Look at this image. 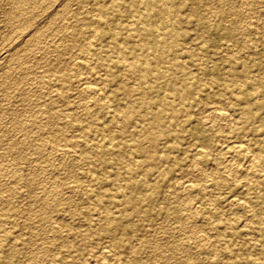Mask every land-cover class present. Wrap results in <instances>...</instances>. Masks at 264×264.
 I'll list each match as a JSON object with an SVG mask.
<instances>
[{"label": "bare ground", "instance_id": "1", "mask_svg": "<svg viewBox=\"0 0 264 264\" xmlns=\"http://www.w3.org/2000/svg\"><path fill=\"white\" fill-rule=\"evenodd\" d=\"M24 1L13 0L16 14L32 6ZM77 4L60 9L72 19L51 48L38 45L45 31L28 33L30 54L60 66L15 88L26 102L27 116L14 109L12 119L22 139L0 136L10 141L0 147V264H264V0ZM44 155L43 172L77 178L49 177L52 187L29 199L26 164ZM23 202L46 212H23Z\"/></svg>", "mask_w": 264, "mask_h": 264}, {"label": "rangeland", "instance_id": "2", "mask_svg": "<svg viewBox=\"0 0 264 264\" xmlns=\"http://www.w3.org/2000/svg\"><path fill=\"white\" fill-rule=\"evenodd\" d=\"M12 1V3H11V5H10V2ZM72 1V2H71ZM241 1V0H240ZM30 3L29 5H32L31 7H35V9H37V10H35V9H31V7L30 8H28L26 11L27 12H31V13H26V11H23L24 12V15L26 14V18H24L23 16L24 15H22L23 14V12H22V14H21V12H17L18 14H20V15H22V19H24V20H22L21 18H19V17H21V16H19L18 14H16V11H17V9L16 10H14L13 11V5L12 4H14V2H13V0H2L1 1V3H0V5H1V7H0V61L2 62V67L0 68V95H2L3 96V98L5 99V100H3V98H2V96H0V132H1V137H2V135L3 136H7V139H9V140H15V141H19V140H21L22 138V136H21V134L20 133H18L17 134V130H16V128H14L15 126H16V123L15 122H17V116H14V115H16V114H14L15 113V111L18 109V110H21L20 112H22L23 114H25L26 112H25V110L23 111V107L25 106L24 105V103L26 104V102L25 101H23L22 100V98H20V97H17L16 96V89L15 88H19V89H21V90H28L29 88H33V87H35L36 86V84L34 83V82H31V78H33V76L34 77H36V76H41L42 75V73L47 69V67H46V65H52L53 63H55V64H53V65H55V66H57V67H59L60 66V64L58 63V62H56V61H54V60H52L54 57H53V55H50L49 57H48V59L45 57V58H43L42 57V55H38L37 57H34V56H32L31 54H30V51L28 50L29 48H28V44H32V43H27V42H32V38H34L33 36H35L37 33H39V31L40 32H46L47 33V36H46V38H43L44 40H42V41H40V43L38 44V45H42V47L43 48H45V47H48V48H51L50 47V45H51V43L53 44V43H57V42H59L60 41V35H61V30H59L60 29V27L62 26V24H63V22L65 23L66 21H70L71 19H72V17L71 16H66V18H65V14L64 15H61L60 13H61V10H63L64 9V6H69L70 5V7H71V9L73 10H75V9H77L78 8V0H28V1H24V3ZM32 2V3H31ZM67 2V3H66ZM69 2V3H68ZM37 3V4H36ZM66 4V5H65ZM27 5V4H26ZM77 5V6H76ZM53 6V7H52ZM12 7V8H11ZM204 8V7H203ZM12 9V10H11ZM30 9V10H29ZM61 9V10H60ZM204 9H209V10H211V11H215L216 10V7L215 6H209V7H206V8H204ZM241 9H243L242 7H241ZM203 10V9H202ZM32 11L34 12V13H36L37 15L35 16V14H33L32 13ZM36 11V12H35ZM13 13V14H11V13ZM10 13V14H9ZM15 13V14H14ZM47 15H45V14ZM57 13L59 14V15H57ZM41 16H40V15ZM43 14V15H42ZM15 15H17L16 16V18H15ZM54 15V16H53ZM55 15H56V17H55ZM12 16H14V18H11ZM35 16V17H34ZM40 16V17H39ZM44 16V17H43ZM51 16H53V17H51ZM51 17V18H50ZM56 19H55V18ZM18 18V19H17ZM30 18V20H31V22L28 20ZM54 18V19H53ZM34 19V20H33ZM53 19V20H52ZM63 19V20H62ZM26 20H27V22H26ZM54 20H55V22L57 23V25H53V22H54ZM59 22V24H58V22ZM60 20V21H59ZM61 20L63 21V22H61ZM25 21V22H24ZM53 21V22H52ZM49 22V23H48ZM62 23V24H61ZM47 24H49V25H47ZM59 25H61L60 27H59ZM49 26V27H48ZM47 27V28H46ZM51 27V28H50ZM53 27V28H52ZM40 28V29H39ZM44 30H43V29ZM50 28V29H49ZM36 29H39V30H37L36 31ZM50 31H49V30ZM57 29V30H56ZM33 30H34V32H33ZM57 32L58 31V33H55V35H56V37L55 36H53L54 35V32L55 31ZM52 31H54V32H52ZM29 32H31V35H33V36H29ZM48 32H50V33H48ZM52 32V33H51ZM29 33V34H28ZM25 34V35H24ZM23 35V36H22ZM28 35V36H27ZM22 36V37H21ZM52 37V39H51V37ZM255 36H251L250 37V39L251 38H254ZM31 40H30V39ZM27 40H30V41H27ZM49 41V42H48ZM51 41V42H50ZM54 41V42H53ZM41 42H43V43H41ZM199 41L198 40H195L194 41V43H198ZM45 44H47V45H45ZM260 44V43H259ZM27 45V46H26ZM53 46V45H52ZM26 48H28V49H26ZM31 48V47H30ZM24 49H26V50H24ZM27 52H29V54L30 55H28V53ZM25 53H27V54H25ZM23 54H25V56L23 57ZM28 55V56H27ZM70 55V56H69ZM68 56H67V60H68V62L69 61H71L72 59H73V57H74V55L73 54H69ZM22 56L23 58H28V59H22V58H20V57ZM32 57V58H31ZM39 57V58H38ZM42 57V58H41ZM33 58L35 59V60H33ZM37 58V59H36ZM40 59H42L41 61H40ZM55 59V58H54ZM44 61H46L47 63H45L44 64ZM23 62V63H22ZM40 62H42V63H40ZM18 63H19V65H18ZM21 63V64H20ZM51 63V64H50ZM23 65H25V66H23ZM43 65H45V66H43ZM20 66V67H19ZM18 67V68H17ZM43 68V70H41L42 68ZM31 68L33 69V70H31ZM27 69H29V71H31V72H28L27 71ZM34 72L36 73V72H38V73H36V74H34ZM84 73H85V71H83ZM27 73H28V77L26 76L27 75ZM40 73V74H39ZM82 72L81 71H79V75L81 74ZM30 74V75H29ZM33 76H32V75ZM36 75V76H35ZM24 77H25V79H24ZM27 77V78H26ZM23 78V79H22ZM27 80V81H26ZM28 83V84H27ZM29 85H31V86H29ZM28 86V87H27ZM23 88V89H22ZM49 88L50 89H52V91L51 92H49L50 90H49ZM12 90V91H11ZM55 89L52 87V86H46V88H45V86H40L39 88H38V91L40 92V95L41 96H44V98L45 99H43V101L44 100H49L50 99V95L52 94V93H54L55 91H54ZM38 92V93H39ZM76 92L77 91H74V92H71V94H70V101H71V104L72 105H77V104H80L81 103V100H80V98H78V96H76ZM9 93V94H8ZM45 93V94H44ZM49 93H51V94H49V96L47 97V95ZM13 94V95H12ZM15 94V95H14ZM9 95V96H8ZM11 96V97H10ZM46 96V97H45ZM6 97L8 98V99H6ZM9 97H10V99H9ZM2 98V99H1ZM14 98L16 99V100H14ZM18 100H20V102H17ZM22 101V102H21ZM14 103L16 104V105H14ZM21 104V106H20V104ZM23 103V104H22ZM14 105V106H13ZM19 105V106H18ZM18 107V108H15V107ZM57 106H60V104H56L55 105V107H57ZM9 107H10V110H9ZM6 109H8L9 111H10V113H9V111L8 110H6ZM14 109H16V110H14ZM11 110L13 111V112H11ZM5 112V113H4ZM7 112V113H6ZM25 112V113H24ZM14 114V115H13ZM22 114V115H23ZM12 115V116H11ZM21 115V116H22ZM26 116H27V114H25ZM25 115L22 117L23 119H25ZM14 116V117H13ZM3 117H4V119H3ZM1 118L3 119L2 121H1ZM13 118H16L15 120L13 119ZM21 118V119H22ZM15 121H13V120ZM12 121L14 122V123H12ZM2 122V123H1ZM4 122V123H3ZM12 124H14L13 126H12ZM2 126V127H1ZM4 126V127H3ZM14 128V129H11V128ZM3 128V129H2ZM2 129V130H1ZM7 132V133H6ZM210 132V131H209ZM211 133V135L212 136H215L216 137V135L217 136H219V135H221V134H224L225 132L223 131V130H220L219 132H217V131H215L214 133L213 132H210ZM9 134H10V137H9ZM15 137H16V139H15ZM9 140H5V141H2L1 142V144H0V147H6L7 146V143H9L10 141ZM4 142V143H3ZM5 143H6V145H5ZM3 144H4V146H3ZM1 149H4V148H0V154H1V152L3 151V150H1ZM27 152V151H26ZM29 155H28V157H31V159L29 160V161H31V160H33V159H35L36 157L38 158V156L36 155V154H34L33 152H32V154H30L29 152H27ZM215 153H217V151L215 152ZM188 154H192V152H189ZM0 164L1 163H5L6 162V160H7V158H4L3 156H0ZM46 158V159H45ZM47 160V161H46ZM29 161H28V163L26 164V170L28 171H26L25 172V174H26V176L29 178H31L32 179V181L34 182V184H32L33 186H31V189L29 188L27 191H28V193H29V199H35L36 197L37 198H39V196H41V194L43 193V189H46L47 187L48 188H51L52 187V184H53V180H51V179H53L54 177H55V181L56 180H59V181H62V180H64V181H66V182H71V180H72V178H73V180H76V178H77V174H76V171H74L73 173H71V174H69V176H67V175H65V174H61V177H59V179L58 178H56V177H58V176H60V175H58L56 172H54V173H51V172H48V171H45V172H43L40 168H39V166L38 165H42L43 164V162H44V164H45V161L46 162H48V161H52L51 159L49 160V158L48 157H45V155H44V158H42V159H40L39 160V162H35V161H33V162H30V163H33V164H29ZM68 161H70L71 162V159L70 158H66V162H68ZM34 165H36V166H34ZM219 166L220 167H223V163H221L220 162V164H219ZM34 167H35V169H34ZM31 168V169H30ZM215 168H216V166H209V167H207V169H205V171H199V173L201 174H199V173H197V175H196V177H193V178H195V180L198 182V183H201V182H203L204 180H206V177H204V176H209L214 170H215ZM29 169V170H28ZM207 171V172H206ZM43 172V173H42ZM205 172V173H204ZM41 173V174H40ZM50 173H51V176H48V175H50ZM78 173V172H77ZM44 174V175H43ZM53 174V175H52ZM54 174H57V175H54ZM74 174V175H73ZM203 174V175H202ZM209 174V175H208ZM29 175V176H28ZM36 175V176H35ZM40 175V176H39ZM42 175V176H41ZM47 175V176H46ZM71 175V176H70ZM44 176H46V178L44 177ZM53 176V177H52ZM64 176H66V177H64ZM41 177V178H40ZM51 179H50V178ZM62 177H63V179H62ZM72 177V178H71ZM198 177H200V178H198ZM6 178V177H5ZM35 178V179H34ZM37 178H40V179H37ZM182 178H183V175L182 174H180V176L179 177H177L176 178V180H175V184L177 185V188L179 189V190H181V187H180V183H181V181H182ZM189 178H191V177H189ZM198 178V179H197ZM43 179V180H42ZM46 179V183H45V185H43V181ZM50 179V180H49ZM70 179V180H69ZM204 179V180H203ZM35 180V181H34ZM68 180V181H67ZM72 180V181H73ZM180 180V181H179ZM37 182H39L38 184H37ZM239 182V181H238ZM237 182V183H238ZM3 183H7L6 181H4ZM38 188H37V187ZM44 186V187H43ZM51 186V187H50ZM179 186V187H178ZM34 187H36L37 189H39V191H37V189H35ZM176 188V189H177ZM40 189H41V191H40ZM177 189V190H178ZM38 192H41V194L40 193H38ZM181 192V191H180ZM183 192V191H182ZM39 194V195H38ZM36 196V197H35ZM79 198H78V197ZM31 197V198H30ZM33 197V198H32ZM75 199L76 200H78L77 202H79V204L80 205H82V206H85V207H88L89 206V203L85 200V199H83V197H82V195H76L75 196ZM193 200H196V198L195 199H193ZM20 209L24 212V211H26L27 210V208H33L34 210H35V213H37L38 215H43L45 212H46V210H44L43 209V205L42 204H40V203H36L35 205H32V206H27L26 205V203L25 202H23V203H21L20 205ZM34 206V207H33ZM38 207V208H37ZM39 209V212H41V213H39L37 210ZM29 210V209H28ZM27 210V211H28ZM41 210V211H40ZM44 210V211H43ZM44 213H43V212ZM67 213V210H65L64 211V214L65 215H67V216H69V212H68V214H66ZM24 219L20 216V217H18L17 218V222H18V225H20V226H18L19 227V230H20V232H21V234H23V236H25V237H27V238H29L31 235H29L30 233H32V232H34V228H30L29 226H28V228L26 229V227L27 226H25V224H24V221H23ZM25 228V230H22V229H24ZM33 229V230H32ZM31 232H30V231ZM36 230V229H35ZM26 260V259H25ZM24 262V261H23ZM26 262H28V260H26L24 263H26Z\"/></svg>", "mask_w": 264, "mask_h": 264}]
</instances>
